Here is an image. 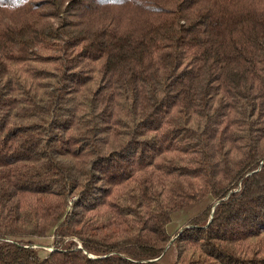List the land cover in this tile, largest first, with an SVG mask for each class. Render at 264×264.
Returning <instances> with one entry per match:
<instances>
[{
	"label": "trees",
	"instance_id": "16d2710c",
	"mask_svg": "<svg viewBox=\"0 0 264 264\" xmlns=\"http://www.w3.org/2000/svg\"><path fill=\"white\" fill-rule=\"evenodd\" d=\"M170 250L264 264V0H0V264Z\"/></svg>",
	"mask_w": 264,
	"mask_h": 264
},
{
	"label": "rangeland",
	"instance_id": "374dc122",
	"mask_svg": "<svg viewBox=\"0 0 264 264\" xmlns=\"http://www.w3.org/2000/svg\"><path fill=\"white\" fill-rule=\"evenodd\" d=\"M205 205H206V201H202L200 203L193 204L189 207H186L174 213L172 216V220L167 227L168 232L171 235H174L176 231L180 230L183 226L190 223V221L203 210ZM49 238L51 237L48 236L43 241L46 242L47 240H50ZM175 257H176L175 251L170 250L165 256L166 264H173L175 261Z\"/></svg>",
	"mask_w": 264,
	"mask_h": 264
}]
</instances>
